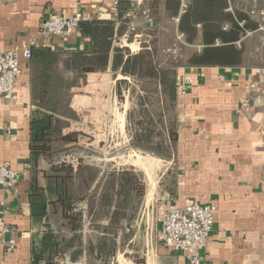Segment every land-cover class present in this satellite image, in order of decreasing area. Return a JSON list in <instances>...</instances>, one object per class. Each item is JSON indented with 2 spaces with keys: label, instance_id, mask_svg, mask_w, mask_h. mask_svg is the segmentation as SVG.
Instances as JSON below:
<instances>
[{
  "label": "crops",
  "instance_id": "1",
  "mask_svg": "<svg viewBox=\"0 0 264 264\" xmlns=\"http://www.w3.org/2000/svg\"><path fill=\"white\" fill-rule=\"evenodd\" d=\"M165 4L162 0L161 26L153 37L144 14L150 11V3L123 22L113 0H0V51L19 49L38 39L43 51L35 58H22L15 97L0 103V162L20 173L14 189L0 187V211L14 229L6 239L16 242L12 252L0 243V264L34 262L45 222L32 216V189L42 187L46 196H52L54 169L69 162L73 154V144L63 135L75 130L89 134L90 138L82 137L78 143L96 152L107 148L113 135L125 133L127 127L126 112L117 125L121 110L112 65L92 74L70 70L67 60L76 51L89 50L90 41L79 32L40 38L42 23L52 16L115 20L113 47H126L135 54L143 51L150 39L163 42L180 33L176 16ZM241 40L242 47L238 45ZM259 44L258 35L244 40L242 36L236 46L244 49L243 58L235 66L178 67L179 81L188 78L190 84L186 95L178 94L176 104L177 139L167 168L172 178L166 177V161L156 155L135 152L134 157L132 152L126 153V163L135 167L146 183V213L126 228L130 238L118 250L117 264H190L182 253L165 247L161 240V203L183 207L186 200L213 203L217 208L211 242L205 251L207 264H264V54L262 58L250 55ZM197 46L203 47L201 38L190 44L192 51L200 52ZM189 56L186 54L185 59ZM253 85L260 92H253ZM48 117L61 120L66 127L52 142L55 154L37 157L30 150L32 125ZM129 142L125 133V148ZM100 182L99 175L92 179L76 175L70 194L89 200L94 192L98 196ZM90 234L94 232H89L86 241L94 239ZM75 264L101 262L84 250Z\"/></svg>",
  "mask_w": 264,
  "mask_h": 264
},
{
  "label": "trees",
  "instance_id": "2",
  "mask_svg": "<svg viewBox=\"0 0 264 264\" xmlns=\"http://www.w3.org/2000/svg\"><path fill=\"white\" fill-rule=\"evenodd\" d=\"M165 8L173 16H178L181 0H165ZM162 0H150V12L155 19V26L149 29L151 36L159 33L161 20ZM229 3L227 0H190L188 9L180 18L178 29L186 38L189 44H195L200 38L203 48L200 52L194 51L188 58L190 66H235L242 62L243 51L236 46V42L247 30H253L256 25L249 21L247 15L236 11L234 14L228 12ZM130 10L128 0H120L118 7L119 20L127 22V13ZM247 20L244 26L240 22ZM228 25V29L224 26ZM78 32L82 38L90 41V49L74 52L67 60L70 70L92 74L105 70L109 64L113 71L124 76L143 77L155 79L159 86L169 95L170 100L177 104L179 76L172 68L158 65L157 48H146L139 53H131L126 47L114 48L116 33V21L111 19H94L83 21L79 24ZM35 58L42 54L39 47L33 48ZM61 121L52 117L35 120L32 125L33 140L30 147L34 156L51 157L55 154L52 142L61 134ZM147 131V130H145ZM151 133V132H150ZM85 132L70 131L63 135V139L75 144L84 137ZM172 137L176 141V133ZM134 139L142 145H134L135 148L161 156V148L152 145V134H136ZM145 143V144H144ZM146 145V146H145ZM75 167L70 162H64L60 168L54 169V187L50 190V196H46L42 187L35 186L31 194L32 216L44 221L48 218L51 208L55 211L63 209L62 217L67 221L68 228L75 234L79 228L81 215L74 213V206L69 195V183L73 179ZM113 194L107 195L101 205L98 217L108 216V234L103 237L92 251L103 260L114 256L119 247L116 236L111 235V228H116L120 222L125 220L130 224L134 214V200L141 199L146 193V186L142 176L134 167H124L119 172H114ZM104 205V207H103ZM108 207L107 210L104 209ZM126 240L130 236L125 237ZM76 241V237H73ZM125 240V241H126ZM95 249V250H94ZM75 250L74 242L58 238L51 232H45L39 239L34 250L33 264H59L54 259L64 252ZM80 253L72 252V259H78Z\"/></svg>",
  "mask_w": 264,
  "mask_h": 264
},
{
  "label": "rangeland",
  "instance_id": "3",
  "mask_svg": "<svg viewBox=\"0 0 264 264\" xmlns=\"http://www.w3.org/2000/svg\"><path fill=\"white\" fill-rule=\"evenodd\" d=\"M184 40L186 45H182L179 56L174 55L173 53H168V50L172 49L174 45L177 44L178 35L166 37L163 42H161L159 38L150 39L148 46L159 50L157 56L159 66L172 68L178 73V67L184 66L185 64L188 65V59H185V55H191L194 52L185 37ZM164 48H166L165 52L162 53ZM116 77L118 78L116 84L117 107L121 110V113H118L117 125H121V119L124 118L123 115L124 112H126L125 117L127 127L125 133H127L130 142L127 143V147L125 148V144L122 143L125 133L118 132L113 135L112 140L109 138L111 141L108 143L107 148L96 149V152L91 149L83 148L84 146H82V144L80 145L78 142L77 144H73L71 147L70 151H73V154L71 155L69 162L75 167V171L73 179L69 183V195L74 206V213L81 215L79 228L74 234L68 228L67 221H65L62 217L60 208L56 211L53 208L48 218L44 220V230L42 232V234H45V232L53 233L54 236L58 238V241L67 239L74 242L75 250L64 252L63 255L60 254L54 258L59 264H75L76 261L83 255L84 250H86L88 254L94 255L95 258L101 262V264H117L116 254L119 249H123L126 240L125 237L130 236L126 233V228L130 227V225L134 224L136 221H140L142 216L146 213L143 205L146 193L141 199H135L133 201L135 210L132 223L130 224V222L128 223V221L126 222L123 220L116 228H111L110 230L111 235L116 236L117 242L119 243L116 254L108 257L106 261H103L97 255V252H95L97 250H92L93 248H97L99 241L108 234V216L98 217V215L102 209L101 205L104 198L107 195L112 196L113 194L114 180L112 174L114 172H119L124 167L131 166L126 163L128 159H125V155H128L129 152H132V154L137 152L139 154L154 155L134 147V145H142V143L134 139L136 134H152L153 144L150 146L155 147L156 149L161 148L159 151L161 156L157 155L156 157L166 161V177L170 180L172 178V171L170 170L168 172L167 168L175 153V139L172 135L176 130L177 106L170 100L169 95L164 92L155 79H149L145 76H124L121 73H117ZM59 127L64 129L66 125L61 122ZM85 134V139L81 137V140H87V138H90L89 134ZM107 135L108 134L106 133V136ZM116 141L117 143H115ZM83 151H85L86 154L82 155V157L75 155H79L80 152L82 154ZM135 155L136 154H134V157ZM109 160H111L110 162L112 163H110ZM115 161H117V164H115ZM113 164L117 166L114 167ZM76 175L88 176L90 179L94 178V176L98 177L99 175L101 182L97 188V191L99 192L98 196L96 195L97 192H94L93 196L90 197L89 200L86 198L85 200L84 198H73L70 194V185ZM101 186L102 189L99 190V187ZM51 199L52 196L50 197V200ZM107 208L108 207L106 206L104 209L107 210ZM90 231L94 232V234H90V236H94V239L86 241L85 238L89 235ZM73 237H76V241ZM75 251L79 252L80 255L78 259L74 261L72 259V252ZM42 264H45V262H42Z\"/></svg>",
  "mask_w": 264,
  "mask_h": 264
},
{
  "label": "built area",
  "instance_id": "4",
  "mask_svg": "<svg viewBox=\"0 0 264 264\" xmlns=\"http://www.w3.org/2000/svg\"><path fill=\"white\" fill-rule=\"evenodd\" d=\"M130 10L127 13L129 19L135 17L138 11L150 3V0H128ZM190 0H181L179 15L174 18L179 23L180 18L186 13ZM113 5L118 8L120 0H113ZM236 11L247 15L249 21L256 25L253 30H247L243 35L246 38L258 35L260 44L250 55L257 58L263 57L264 52V0H229L228 12L234 14ZM149 28L155 26V19L149 10L144 12ZM89 18L82 16L62 17L52 16L47 18L41 25L39 32L40 38L60 36L66 37L75 34L79 30V24L88 21ZM247 20L240 22L244 26ZM229 26L225 25L224 29ZM184 35L178 34V42L168 53L179 56L182 45H186ZM40 39L33 40L28 46L19 49L0 51V103L9 101L15 97L16 86L21 76L22 58L31 59L33 48L38 47ZM242 40L238 45L242 47ZM199 51L202 46H197ZM190 79L184 78L178 83V92L180 95H186ZM255 93L260 90L252 86ZM264 141V129L261 130ZM20 173L11 167L8 163L0 162V187L5 190L14 189L18 184ZM216 205L196 204L186 200L183 207L170 206L166 201L161 203L160 219L162 224L161 240L165 247L182 253L190 264H207L205 262V251L210 242L215 222ZM14 233V229L7 223L5 215L0 211V243L3 244L7 252L14 251L16 242L14 239L7 240L6 236Z\"/></svg>",
  "mask_w": 264,
  "mask_h": 264
}]
</instances>
